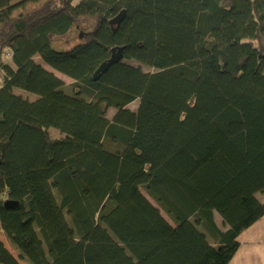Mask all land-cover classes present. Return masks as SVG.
Listing matches in <instances>:
<instances>
[{"label":"trees","instance_id":"1","mask_svg":"<svg viewBox=\"0 0 264 264\" xmlns=\"http://www.w3.org/2000/svg\"><path fill=\"white\" fill-rule=\"evenodd\" d=\"M263 192L264 0H0V264H228Z\"/></svg>","mask_w":264,"mask_h":264},{"label":"crops","instance_id":"2","mask_svg":"<svg viewBox=\"0 0 264 264\" xmlns=\"http://www.w3.org/2000/svg\"><path fill=\"white\" fill-rule=\"evenodd\" d=\"M259 196L264 202V192ZM238 241L239 246L228 264H264V215L244 229Z\"/></svg>","mask_w":264,"mask_h":264},{"label":"rangeland","instance_id":"3","mask_svg":"<svg viewBox=\"0 0 264 264\" xmlns=\"http://www.w3.org/2000/svg\"><path fill=\"white\" fill-rule=\"evenodd\" d=\"M74 2H76V0H74ZM86 31V27L80 25V26H77V27H74L73 29H71L66 35L64 36H61V37H55L52 41V45L53 47L57 48V49H66V48H70L73 44H76L80 41H82L81 39H83V32ZM79 34H82V37L80 38L79 37ZM36 59L38 60V57H36ZM48 68V67H47ZM144 70H148V67H143ZM62 75V74H61ZM63 77V80L68 83L70 82V79L68 77H65V76H62ZM137 105V100L134 101V102H131L129 104V107L130 108H135ZM112 109V108H111ZM53 129V128H52ZM53 136H56L58 135V133L56 132H53L51 133ZM163 215L165 217H167L164 213ZM59 217L60 219L62 220V222L64 223V215L63 213L59 212ZM219 217V216H217ZM0 237L3 239V241L5 242V244L7 245V240L5 238V236L0 232ZM8 246V245H7ZM9 247V246H8ZM23 264H25L23 262Z\"/></svg>","mask_w":264,"mask_h":264},{"label":"water","instance_id":"4","mask_svg":"<svg viewBox=\"0 0 264 264\" xmlns=\"http://www.w3.org/2000/svg\"><path fill=\"white\" fill-rule=\"evenodd\" d=\"M124 18V13L120 12L117 14L113 19L110 20V23L118 25L121 20ZM79 37H82V34H79ZM122 49L123 46H115L111 48V55L110 57L103 61L98 68L95 70L92 79L96 80L99 78L100 75H102L104 72H106L111 65L114 63H117L122 58ZM4 205L7 207H15L18 205L17 201L14 200H6L4 202Z\"/></svg>","mask_w":264,"mask_h":264}]
</instances>
